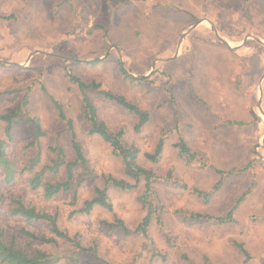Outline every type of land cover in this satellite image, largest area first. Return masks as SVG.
I'll use <instances>...</instances> for the list:
<instances>
[{
  "label": "rangeland",
  "instance_id": "obj_1",
  "mask_svg": "<svg viewBox=\"0 0 264 264\" xmlns=\"http://www.w3.org/2000/svg\"><path fill=\"white\" fill-rule=\"evenodd\" d=\"M261 42L264 0H0V116L26 98L27 116L38 120L44 132L41 159L32 167L30 162L38 152L35 127L24 120L15 126L7 150L19 174L13 183H3L1 190L6 194L17 190L26 200L57 213L59 227L70 237L78 236L84 249L58 239L57 244L41 245L40 250L61 258L57 264H204L205 259L211 264H264V252L259 254L251 245L257 236V215L247 211L249 194L259 183L253 162L264 161V141L254 145L253 162L240 164L250 150L239 128L246 131L248 125L223 124L216 109L226 110L228 105L221 107L218 99L216 103L205 100L211 90L219 97L227 96L218 93L219 80L212 81V73L222 54L234 55L229 49L240 47L244 48L236 56L241 58V52L247 50L252 61L260 60V64L251 65L254 69L239 65L237 77L226 88L235 81L237 93L244 96L247 81L252 85L250 99L264 94ZM258 49L263 53L257 54ZM69 73L87 84L100 83L103 89L125 96L150 115L137 133L134 115L94 90L87 91L99 120L112 131L123 129L125 142L139 150L138 164L160 178L153 184L154 196L149 199L154 213L147 237L125 235L121 229L105 225L121 219L129 229L137 227L147 213L142 199L144 179L129 191L110 186L112 211L97 207L89 216L73 214L95 196L97 188L104 187L106 176L132 184L135 181L126 175L123 160L114 155L111 145L89 133L83 97L67 77ZM259 101L260 97L256 108L264 115V101L260 108ZM54 102L73 121L88 161L87 168L77 166L74 170L75 204L73 191L46 200L42 191L33 190L29 183L35 171L53 157L50 147L62 146L68 160H74L71 135ZM227 126L233 132L230 136L224 129ZM0 137L6 139L1 119ZM162 138L163 152L154 163L146 154H153ZM179 138L197 155L192 163H187L175 147ZM188 140L199 145L193 148ZM207 140L213 145H204ZM233 140L238 142L236 146ZM223 141L228 144L220 143ZM219 160L236 164L221 165ZM219 171L225 172L223 184L213 192L221 179ZM168 175L173 180H168ZM59 179H65L64 172ZM232 211V221L222 224L193 217L224 218ZM0 223L9 224V231L25 227L52 237L43 222L21 224L11 218L8 204L0 209ZM17 238L23 239L18 233ZM92 249L98 258L92 256ZM77 254L73 262L71 258Z\"/></svg>",
  "mask_w": 264,
  "mask_h": 264
},
{
  "label": "trees",
  "instance_id": "obj_2",
  "mask_svg": "<svg viewBox=\"0 0 264 264\" xmlns=\"http://www.w3.org/2000/svg\"><path fill=\"white\" fill-rule=\"evenodd\" d=\"M263 50H257V54H261ZM127 76V75H125ZM69 80L78 87L82 94L83 103L85 105V116L90 123L89 133L91 135L100 136L106 143L110 144L115 156L123 160L125 167V173L128 177L135 181L134 184L114 178L113 176L105 177V184L103 188H97L95 196L90 200H86L83 206L79 210H75L73 214H80L89 216L95 208L100 207L106 210L112 211L113 204L109 196V187L113 186L123 191H129L136 189L142 179L145 181V191L142 199L144 200V206L147 213L141 222L134 230L129 229L125 222L121 219H117L114 223L105 222L109 228L117 227L121 229L125 235L142 234L145 237L148 236V230L152 221V215L154 213L152 203L149 201L154 196L153 184L158 182L160 178L152 170L145 169L137 162L139 150L134 144H129L124 140V130L121 129L118 132L112 131L104 122H101L98 118L97 108L92 103L90 97L87 94L88 90H94L99 93L107 101L116 104L118 107L124 109L128 113L134 115L138 123L135 126V131L139 133L145 124L148 123L150 115L149 113L132 103L125 96L116 94L112 91H108L102 88V85L98 82H92L90 84L85 83L79 77L67 74ZM56 108L59 111L60 118L66 122L68 131L71 135V149L74 154V160H68L67 151L60 145L50 147L53 157L51 160L43 164L34 175L30 178V187L33 190H41L42 196L46 200H50L55 196L63 193L74 192L72 203L75 204L78 198V193L74 190L76 178L74 170L77 166L88 167V161L85 157L83 148L77 140V134L74 128L73 121L67 117L62 106L58 102H54ZM28 104V100L25 98L15 108L11 109L7 113L0 116L1 121L4 123L5 138L0 137V209L6 204L9 205V216L16 218L20 223L25 224H37L43 222L46 224L48 230L52 234V237H47L43 232H36L29 230L25 227H16L13 231L8 230L9 224L0 223V264H57L61 258H54L51 254H47L40 250V246L44 244H57V240H66L75 244L80 250L84 251L81 246V242L78 236L70 237V235L63 231L58 224L57 213H51L46 207L40 204L32 202V200H26L24 196L17 190L8 194L4 193L1 188L2 184H11L16 180L17 174H19V168L8 154L7 145L8 142L13 140V131L16 125L22 120L28 124H33L36 130V137L34 140V146H38V152L34 158L32 167L38 165L41 159L40 139L44 136V132L38 120L29 118L25 107ZM164 139L159 140L156 150L153 154H146V157L157 163L163 152ZM175 147L179 149L180 155L186 159L187 163H192L197 155L193 153L192 149L188 146L184 139L179 138ZM64 172L65 179L60 180V174ZM221 175L220 181L213 187V192H218L223 184L222 175L223 171H219ZM168 180H173L171 175H168ZM183 187H186L184 185ZM198 195L208 198L210 193L197 192ZM244 197V196H243ZM241 199L238 200V204ZM232 212L228 217H213L202 216L195 214V218H205L213 220L218 223H227L232 221ZM160 221V219H159ZM17 233L20 234L23 239L17 238ZM241 251L248 257V252L240 247ZM94 258H98L95 250H90ZM79 254L73 256L71 260L76 262ZM184 259L189 263L188 258L184 256ZM204 264H211L205 259Z\"/></svg>",
  "mask_w": 264,
  "mask_h": 264
},
{
  "label": "crops",
  "instance_id": "obj_3",
  "mask_svg": "<svg viewBox=\"0 0 264 264\" xmlns=\"http://www.w3.org/2000/svg\"><path fill=\"white\" fill-rule=\"evenodd\" d=\"M242 48H244V47L231 48V49L227 48V49H229L230 52L235 51L234 55L229 54V56L227 57V56H225V54H222L221 55L222 58L221 59L218 58L216 60L218 62H217V65L215 67V71L212 73V79L210 78L212 81L214 80L216 83H217V79H218L219 80V89H218L219 91H218V93H220V92L224 93L229 97H227V96L219 97L216 95L215 90L210 89L211 91H209V93L206 94L205 100H206V102H209V103H216V99H218V102L220 103L221 107L225 106L226 104L228 105L229 108L226 110L216 109L219 112V116H220L219 118H220V121H223V124L227 125L229 123V124L239 125V126H243V127L245 125H248L249 128L246 131H244V128H241V127L239 129L241 130L242 135L245 138L246 143H248L247 149L250 150L248 152L247 156L245 158H242V160H240V164H248L249 165L255 159V158L251 157V153H252V150L254 148V145L256 144V145L260 146L261 142L264 141V115H262V113L256 108V105H255V102L258 100V97H260V101H259L258 105H259V108L261 107V104L264 101V94H263V92H260V90H259V92H260L259 96L258 95L254 96L255 101H254V99L253 100L250 99L248 97L249 96L248 91L250 90L249 88L252 85H251V83L249 84V82H247V81L244 83L245 89L243 90V92L246 93L244 96L237 93L240 91H238L237 83L235 81H233L232 86L226 88V86H229V84H231L233 78L237 77L236 76V70L240 68L239 65H242V66L244 65L245 69L249 65V67L254 69L252 67L253 64H257V65L260 64V60H258V62L252 61V58L250 56H248L249 52L247 50H246V52H245V50H243L244 53L241 52V55H242L241 58L236 56L235 54H239V51H240L239 49H242ZM218 53H220V52H218ZM261 59L264 60V58H261ZM218 72L220 73V75H218ZM260 74H262V71L260 72ZM216 106L218 107L217 104H216ZM192 113H193V111H192ZM233 114H235L237 116V118L233 117ZM224 129L229 136H230V134L233 133L232 130L230 128H228V126H227V128L224 127ZM244 132H245V134H244ZM228 135H227V137H228ZM217 141H218V139H217ZM196 142H198V141L194 140L192 143L191 141L188 140L189 145H192L193 148H194V145H199V144H195ZM205 143L206 144H204V145H208V144L213 145L210 142V140H207ZM220 143L231 144V140L228 143L224 142V141L220 142ZM218 144L219 143L215 144L217 149L219 147V146H217ZM232 144H233V146H236L235 144H238V142H235L233 140ZM262 146L264 148V144ZM219 163L221 165H222V163L223 164L229 163V160L224 161L222 163L219 160ZM253 163L254 164H253L252 170L255 173H257L255 181L259 180V183L257 184V188H256L255 192H250L251 194H249L250 199L248 200L247 211L250 214L257 215V217L256 216L255 217L257 218L256 221L258 223H255L254 228L258 231H256L257 236L254 238L255 242L251 243V245L254 244L252 250L257 251L260 254V253L264 252V178H263L264 177V161L260 158L258 160H255V162H253ZM229 164H236V163H229ZM261 175L263 177H261Z\"/></svg>",
  "mask_w": 264,
  "mask_h": 264
},
{
  "label": "water",
  "instance_id": "obj_4",
  "mask_svg": "<svg viewBox=\"0 0 264 264\" xmlns=\"http://www.w3.org/2000/svg\"><path fill=\"white\" fill-rule=\"evenodd\" d=\"M182 39H183V37H182ZM219 40H220V41H222L223 43H225V44H227V45H228V43H227V42H225L224 40H222V38H220V37H219ZM261 43H262V42H261ZM262 44L264 45V43H262ZM140 78H144V77L142 76V77H140Z\"/></svg>",
  "mask_w": 264,
  "mask_h": 264
}]
</instances>
